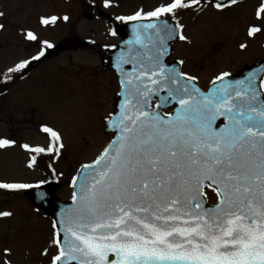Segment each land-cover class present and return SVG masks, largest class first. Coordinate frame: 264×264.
Wrapping results in <instances>:
<instances>
[{
	"label": "snow or ice",
	"instance_id": "1",
	"mask_svg": "<svg viewBox=\"0 0 264 264\" xmlns=\"http://www.w3.org/2000/svg\"><path fill=\"white\" fill-rule=\"evenodd\" d=\"M101 3L105 9L118 6L114 0ZM240 3L159 0L150 10L115 16L131 24L132 37L114 61L118 101L103 117L112 138L71 178L72 204L51 222L56 252L50 264H264V74L236 79L221 71L202 89L197 76L179 67L183 59L176 66L165 61L170 42L191 43L179 23L182 12L208 6L224 11ZM60 19L69 17L41 16L39 24L50 27ZM255 20L247 26L249 38L264 34V0ZM117 34L109 29L110 36ZM22 38L39 50L0 71L5 87L54 47L33 30H24ZM169 104L177 105L174 111H165ZM41 131L49 137L46 146L20 145L32 153L30 169L38 156L55 160L65 148L57 129L45 124ZM16 143L0 138V149ZM48 168L54 181H0V190H37L36 199L47 202L43 186L64 175L51 163ZM14 215L0 208V219ZM12 254L11 248L0 250V264H12Z\"/></svg>",
	"mask_w": 264,
	"mask_h": 264
},
{
	"label": "rangeland",
	"instance_id": "2",
	"mask_svg": "<svg viewBox=\"0 0 264 264\" xmlns=\"http://www.w3.org/2000/svg\"><path fill=\"white\" fill-rule=\"evenodd\" d=\"M102 17L88 20L86 13L91 10L85 4L68 3L66 0H1L0 23L5 25L0 34V71L14 65L20 59H30L39 50V45L25 42L22 38L24 30L35 31L41 39L58 43L65 37L75 36L77 47L83 39H93L102 45L115 44L119 38L109 35V20L117 15H130L138 8L150 10L159 0H114V6L105 9L101 0H95ZM189 12V11H187ZM186 13V12H184ZM69 14L68 21L60 19L56 25L44 27L39 24L41 16ZM185 23L186 35L193 39L197 29L195 13L189 12L182 19ZM210 15L204 12L199 17L200 26L211 24ZM228 38L233 36L228 33ZM191 47V43H178L177 48ZM231 55L236 51V44L230 42ZM91 52L85 46L77 49L69 48L55 60L41 64L30 71L28 76L15 86L13 91L0 94V138H10L6 121L10 119L15 127L20 128L16 146L0 149V178L13 177L14 180L36 183L45 180L43 171L28 170L24 160L31 153L20 147L27 143L32 146L49 143V139L40 133L39 126L47 124L57 129L65 144L55 168L61 176L63 188L58 192L62 198L72 196L70 181L78 166L89 163L107 145L111 134L105 130L103 117L113 110L116 84L106 63L104 53L99 48ZM190 51H188L189 53ZM2 76H0L1 78ZM207 77H203L206 79ZM28 171H27V170ZM74 173V174H73ZM211 195V194H210ZM1 196V195H0ZM20 202L26 200L20 196ZM210 202H214L210 200ZM0 228H2L0 223ZM3 247L0 245V250ZM56 252L50 250V256ZM12 264L17 259L11 258ZM44 264L38 260L36 263Z\"/></svg>",
	"mask_w": 264,
	"mask_h": 264
},
{
	"label": "flooded vegetation",
	"instance_id": "3",
	"mask_svg": "<svg viewBox=\"0 0 264 264\" xmlns=\"http://www.w3.org/2000/svg\"><path fill=\"white\" fill-rule=\"evenodd\" d=\"M261 2L262 0H241L239 6L230 7L224 11H217L211 6L200 11H189L195 13V19H197V29L193 33L192 41L189 37L192 46H186L183 50L181 47L177 48V44L184 42L176 41L170 61L176 62L183 59L185 63L180 66L182 70L197 76L204 85L209 84L221 71H229L234 75L245 68H252L264 62V34H258L254 38L246 36L247 26L253 22L259 23L255 20V11ZM189 12H182L179 17V23L184 25L185 29L186 26L182 19ZM204 12L211 17L212 21L209 26L208 24L200 26L199 17ZM228 33L233 38H228ZM71 36L75 38L74 35ZM230 42L236 44V51L232 55L233 48H229ZM241 42L248 44L247 49H239L238 45ZM76 43L75 39L74 44ZM261 70H263L262 66ZM203 77L207 78L203 79ZM1 92L6 95L5 90ZM6 125H8L10 139L17 141L20 128L15 127L10 119H7ZM23 162L28 170H34L27 167L29 159ZM0 181L21 182L14 180L13 177L0 178ZM0 195V208L10 209L15 213L11 219H0L2 226L0 245L3 248L12 249L11 258L17 259L13 264H31L38 260L43 261L44 264H50V250L54 247L50 240L51 217L44 215L40 207V211L37 212L38 206L25 193L0 190ZM20 196L26 201L20 202ZM45 248L48 249L47 256L42 254Z\"/></svg>",
	"mask_w": 264,
	"mask_h": 264
},
{
	"label": "water",
	"instance_id": "4",
	"mask_svg": "<svg viewBox=\"0 0 264 264\" xmlns=\"http://www.w3.org/2000/svg\"><path fill=\"white\" fill-rule=\"evenodd\" d=\"M170 22L174 23L173 21H170ZM116 29H117V32L122 35V41L120 42V44L116 48L109 50V66L116 71L117 77H118V79H120L119 72L114 66V61H115L116 57L118 56V54H119V52L121 50V47H123V41L128 40V39H130L132 37V29H131V24H128V25L120 24V25L116 26ZM172 43L173 42H170V49H169L170 52L172 51L171 50L172 49ZM64 48H65V42H61L60 44H58L54 48L48 50L46 52V56L41 58L40 61H44V60H47V59H49V58H51L53 56H56ZM168 58H169V55L165 57V61L169 65ZM40 61H33L32 64L30 65V67L35 66ZM169 66H171V65H169ZM127 67H129V66H126V68ZM245 74L246 73L243 71L242 73H239L236 76H232V78L240 79V78H243V76ZM196 83L202 89H207L208 87H210V85H209L207 88H203L198 82H196ZM176 107H177V105H175V104H169L165 109L172 108L171 111H174ZM58 187H59V185L57 183H55V182H51V183L45 184L43 186V189L49 193L47 202L40 201V200L36 199L35 193H36L37 190H30V193L27 194L39 206H43L42 207V212L44 214L50 215L53 219H57L58 218V215H59V213H60L62 208L71 206V204H72V200L71 201H64V200H61L60 198H58L55 195V191L58 189Z\"/></svg>",
	"mask_w": 264,
	"mask_h": 264
},
{
	"label": "trees",
	"instance_id": "5",
	"mask_svg": "<svg viewBox=\"0 0 264 264\" xmlns=\"http://www.w3.org/2000/svg\"><path fill=\"white\" fill-rule=\"evenodd\" d=\"M71 1H77V2H80L81 4H85L86 5V8L88 9V10H91V9H94L93 7H92V4L94 3V2H92L91 0H71ZM87 48H89V49H92L93 51H94V49H97V46L96 45H94V46H92L91 47V45H87ZM101 48H100V52H101ZM102 53H104V51L102 52ZM104 56V55H103Z\"/></svg>",
	"mask_w": 264,
	"mask_h": 264
}]
</instances>
